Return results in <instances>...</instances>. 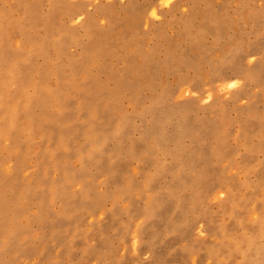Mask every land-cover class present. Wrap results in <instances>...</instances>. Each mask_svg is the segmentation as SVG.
Returning a JSON list of instances; mask_svg holds the SVG:
<instances>
[{"label":"rangeland","instance_id":"374dc122","mask_svg":"<svg viewBox=\"0 0 264 264\" xmlns=\"http://www.w3.org/2000/svg\"><path fill=\"white\" fill-rule=\"evenodd\" d=\"M0 182V264H264V0H0Z\"/></svg>","mask_w":264,"mask_h":264},{"label":"bare ground","instance_id":"6f19581e","mask_svg":"<svg viewBox=\"0 0 264 264\" xmlns=\"http://www.w3.org/2000/svg\"><path fill=\"white\" fill-rule=\"evenodd\" d=\"M64 36V35H63ZM45 39V38H44ZM57 40H59V39H57ZM61 40V39H60ZM62 40H63V38H62ZM61 40V41H62ZM80 40V39H79ZM45 41V40H44ZM76 41V40H75ZM56 42V41H55ZM77 42H78V40H77ZM42 42H37V45H40ZM59 43V42H58ZM64 43V42H63ZM60 44V43H59ZM46 45V44H45ZM61 45H63V44H61ZM61 45H59V46H61ZM65 45V44H64ZM42 47H44V46H42ZM12 48H13V46H12ZM12 48H11V45L10 44H7V45H5L4 46V48H3V52H2V54L3 55H9V54H11L12 53ZM59 48V47H58ZM14 49H16V47L14 48ZM13 49V50H14ZM44 49V48H43ZM21 50H22V48H21ZM42 52H43V50H42ZM15 53V52H14ZM44 53H46L45 51H44ZM37 54V53H36ZM40 54H42V53H40ZM2 55V56H3ZM45 55V54H44ZM1 56V57H2ZM33 56H35V55H33ZM4 57V56H3ZM31 57V56H30ZM80 57V56H79ZM34 58V57H33ZM35 58H37L36 56H35ZM22 60H23V58H22ZM30 59H28V61H29ZM25 61V60H24ZM19 62V61H18ZM17 62V63H18ZM20 62H21V60H20ZM19 62V63H20ZM30 62V61H29ZM27 64V63H26ZM18 67H19V65H18ZM26 68V67H25ZM93 70V69H92ZM17 71V70H16ZM23 72H25V70L23 71ZM19 74V73H18ZM17 75V74H16ZM24 75V74H23ZM22 76V75H21ZM17 77H19V75H17ZM22 77H24V76H22ZM15 80H16V77H15ZM22 80V79H21ZM15 83V82H14ZM230 83L231 84H234V83H236L235 81H230ZM34 85H35V83H34ZM32 86H33V84H32ZM17 87V86H16ZM36 87V86H35ZM12 88V87H11ZM14 88V87H13ZM36 91V90H35ZM56 91V90H55ZM33 92V91H32ZM31 92V93H32ZM30 93V94H31ZM15 98V92H9V99H11V100H13ZM32 99V104H33V106H39L40 108L41 107H43L44 106V104H45V97H44V95H42V93L41 92H37V93H35L34 95H33V97L31 98ZM19 100V99H18ZM30 100V99H29ZM3 100H1V102H2ZM29 103V102H28ZM29 105V104H28ZM2 107V106H1ZM27 107H29V106H27ZM17 110V109H16ZM36 110V109H35ZM24 111V110H23ZM26 111H27V109H26ZM30 111H33V109L32 110H30ZM19 113H20V111H19ZM28 113H29V111H28ZM16 114H17V112H16ZM18 118V117H17ZM16 118V119H17ZM33 118V117H32ZM31 118V119H32ZM32 123H33V121L32 120H30ZM37 125H38V127L40 128L41 127V120L38 118V120H37ZM15 126V125H14ZM32 127H33V125H32ZM12 128H14V127H12ZM10 132V131H9ZM30 132V131H29ZM33 132V131H32ZM20 133V132H19ZM27 139V138H26ZM16 140H17V138H16ZM36 140V139H35ZM40 140V139H39ZM34 141V140H33ZM18 151V150H17ZM16 152V151H15ZM15 154V153H14ZM33 155V154H32ZM34 156V155H33ZM4 186V184L2 183V182H0V188L1 187H3ZM14 194V193H13ZM242 197V196H241ZM227 199H228V197H226ZM236 201V200H235ZM194 207V206H193ZM1 208V207H0ZM233 212V211H232ZM243 218V217H242ZM151 223V222H150ZM240 224H241V222H240ZM247 230V229H246ZM220 249V248H219ZM251 255V254H250ZM251 257H252V255H251ZM263 263V262H262Z\"/></svg>","mask_w":264,"mask_h":264}]
</instances>
